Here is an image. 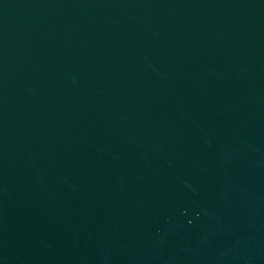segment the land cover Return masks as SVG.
Masks as SVG:
<instances>
[{"label":"water","instance_id":"water-1","mask_svg":"<svg viewBox=\"0 0 264 264\" xmlns=\"http://www.w3.org/2000/svg\"><path fill=\"white\" fill-rule=\"evenodd\" d=\"M0 264H264V0H0Z\"/></svg>","mask_w":264,"mask_h":264}]
</instances>
